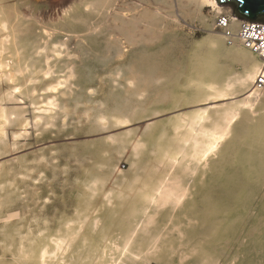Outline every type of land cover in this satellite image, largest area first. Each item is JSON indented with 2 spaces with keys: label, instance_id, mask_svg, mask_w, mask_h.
Masks as SVG:
<instances>
[{
  "label": "bare ground",
  "instance_id": "6f19581e",
  "mask_svg": "<svg viewBox=\"0 0 264 264\" xmlns=\"http://www.w3.org/2000/svg\"><path fill=\"white\" fill-rule=\"evenodd\" d=\"M33 1L27 0L29 4ZM3 2L0 0V153L8 146L7 129L25 119L24 112L21 115L18 109H8L3 104L17 93L27 95L31 105L42 99L44 106L37 108L42 113L34 118L67 116L68 100L59 94H66L74 85L76 66L70 67L65 82L53 75L62 57L76 56L73 45L96 43L108 33L112 41L109 47L116 48V56L130 61L124 87L126 93L134 96L139 69L144 70L137 64V57L149 51L136 45L145 37L143 30H149L148 40L155 44L147 62H154L160 70L172 68L166 65L168 61L179 62L171 30L183 29L189 16L202 19L208 36L189 55L187 74L181 71L169 76L170 88L165 87L167 78L157 75L151 82L161 86V99L151 98L148 105H141L148 116L178 111L162 126H149L150 135L145 137L151 136L152 143L147 144L158 150L159 164L165 169L146 174L136 169L123 188L113 184L109 190V177H122L115 176L114 165L99 176L87 172L79 181V204L74 217L63 218L57 228L51 227L47 218H35V227L29 225L24 230L19 224L10 226L17 215H0V232L7 241L0 238V264H153L163 257L168 264L178 257L182 264H196V259L184 260L201 252L207 258H215L232 247L238 248L237 255L251 251V239L245 248L237 244L240 232L254 213L250 205L255 193L264 192V85H258L259 77H264V59L245 47L238 37L241 22L232 9L219 6L216 0H77L78 16L73 19L77 26L85 23L84 15L93 10L109 24L72 31L66 28L71 15L59 8L48 17L59 23L53 28L36 21L42 25L36 28L35 42L33 32L31 37L25 36L29 29L21 27L22 19ZM206 7L216 12L217 28L206 22ZM222 15L229 20L218 26ZM27 21L29 28L35 23ZM123 40L131 50L125 52ZM181 68L184 70V64ZM40 91L44 94L36 96L35 92ZM142 91L138 95L146 90ZM85 115L91 119L88 111ZM112 117L118 124L127 119L123 113ZM94 119L105 128L111 121L103 114ZM116 140L112 138L111 142ZM143 146L144 140L135 144L134 150ZM240 168L247 169L246 175L252 173V182L244 175L230 173ZM3 175L5 178L8 173ZM200 181L199 187L195 182ZM6 182L0 183V213L12 202ZM96 198L101 202L99 208H93ZM112 214L115 219L118 217V223ZM262 215V211L256 214L250 223V237H264ZM15 239H20V243L16 244ZM13 249L18 252L9 263L8 252L14 253ZM241 261L249 264L246 257Z\"/></svg>",
  "mask_w": 264,
  "mask_h": 264
},
{
  "label": "rangeland",
  "instance_id": "374dc122",
  "mask_svg": "<svg viewBox=\"0 0 264 264\" xmlns=\"http://www.w3.org/2000/svg\"><path fill=\"white\" fill-rule=\"evenodd\" d=\"M32 3L29 4L27 0H4L3 2L9 11L14 12L22 19L20 22L21 27L29 29L24 35L29 34L30 36L31 31L33 32L32 41L35 42L37 41V37L34 36L37 31L36 28L37 26L40 28V25H42L36 21L45 22L46 26L49 25L53 28L59 23L49 20L48 17L50 13L59 8L71 15L66 28L72 29V31H81L92 25L106 27L109 24L105 22L102 14H98L93 10L90 14L84 15L85 23L77 26L76 22L73 21L78 16L77 0H34ZM219 6L232 9L229 5L219 4ZM29 13L36 16L37 20L35 17L31 18ZM232 14L234 15V13ZM26 15H28V18H26ZM203 16H205V20L209 22L210 26L214 25V28H217L216 18L218 16L211 7L203 9ZM30 19L35 23L29 28L27 20ZM143 32L146 38L141 39L136 45L141 49L151 51L152 47L155 46H153L154 43L148 40L150 39V34L147 36L149 30H143ZM171 32L174 34L172 39H175L174 48L179 51V62L175 60L173 62L168 61L166 65H171L172 68L167 67L160 70L159 66L153 64L154 62L151 65L147 62L149 51L138 56L137 64L144 70L139 69V81L136 85L139 89L137 88L134 96L126 93L124 87L125 80L128 77L127 64L130 61L125 60L124 57L116 56V48L109 47L111 46L109 43L112 41L107 33V37H103L104 40L96 43L87 41L83 42L81 46L73 45L77 50L76 56L62 57V61L55 68L56 72L53 77L59 78L58 81L65 82L70 67L76 66L77 76L72 79L74 85H71V89L75 92L67 89L66 94H59L61 99L68 100L67 108L69 112L65 118L61 115L54 116L51 119L34 118L42 113V110L37 109L44 106L40 103L42 99L36 100V104L31 105V99L27 95H20L19 93L16 94V97L9 98L7 102L3 103L8 109H18V113H21V115L24 112L22 116L25 118L24 122L22 119L16 126L7 129L8 146L4 152L5 154L0 153V183L7 181L6 185L10 190L8 196L12 197L11 204L2 209L3 212L0 215L4 218L9 215H17V217L11 219V227L19 224L20 227L26 230L29 225L35 227V218H47L50 220V226L57 228L56 226L63 218L74 217L79 204L77 195L79 181L83 180L87 172L99 176L106 171L108 173L111 165H114L115 176L122 177L121 179H115L110 176L107 183V189L109 190L113 187V184L123 188L124 184H128V180L135 174L136 169L141 174L155 171L160 173L161 170L165 169L163 165L159 164L158 150L152 149L147 144L152 143L150 141L151 136L147 139L145 137L150 135L148 133L150 131L147 130L149 126H154V128L162 126L165 121L176 116L178 111L148 116L147 109H142L141 105H148L151 98L161 99V95L158 93L161 86L151 82L157 75L165 76L168 81L169 76L181 71L187 74L190 62L189 55L195 53L198 44L204 42L208 36L205 24L198 16H189L187 25L183 29L177 31L175 29ZM62 34L66 35L64 32ZM122 43L125 52L131 50L132 47L127 41L123 40ZM195 61L192 60L191 62ZM34 63L40 64L39 61ZM182 64H184V70L181 68ZM64 87L62 86L63 89H65ZM165 87L170 88V81ZM142 90H146L145 93L138 95L143 92ZM161 92L164 93V90H161ZM35 93L36 96L44 94L43 91ZM76 101H79L78 106ZM224 102L227 101H220L219 103ZM56 110L61 112L60 109ZM87 111L91 115L90 120L86 118ZM121 113L126 114L127 119L125 123L118 124L112 116ZM101 114L106 115L111 120L106 128L100 127L95 122L94 117ZM255 121L253 124H255ZM112 138L117 140L111 142ZM142 140H144V146L140 147L139 151L134 150L135 144L141 143ZM118 147L119 151L117 150ZM43 157H45V161L42 160ZM245 171L247 169H232L230 173L232 175H244L245 178H250L252 182L254 178L252 173L249 172L246 175ZM4 173H8L5 178L3 177ZM195 184L200 187L202 181L195 182ZM95 201L93 208H99L101 205L100 199L96 198ZM250 206L253 208L250 211H254V213L250 214L251 220L248 215L249 220L243 231L240 232L241 238L237 245L245 248L251 239L253 242L250 245L251 251L247 253L244 250L241 255H237L238 248L232 247L223 252L221 256H215V258H207L205 253L201 252L199 255L190 256L184 261L196 259V264H205L206 262L208 264H244L241 260L246 257L249 264H264V237L256 236L255 239L250 237L248 231L256 214L262 211L264 217V192H256ZM128 208L124 207L125 210ZM112 216L114 220L116 215L112 214ZM117 218L115 219L116 223H118ZM2 225L3 223L0 221V227ZM35 232L38 233V227L35 228ZM115 232V234L123 235L120 231ZM262 233L264 234V231ZM1 235L0 232V238L5 243L6 240ZM15 241L16 244L20 243V239H15ZM11 242L13 243V239ZM1 252L2 249L0 248ZM17 252L18 250H15L14 253L8 252L7 259L9 263L14 261V255ZM176 257L177 255L173 256V258ZM182 263L178 257L172 264ZM153 264L168 263L165 262L163 257L162 260L154 261Z\"/></svg>",
  "mask_w": 264,
  "mask_h": 264
},
{
  "label": "built area",
  "instance_id": "2783aa9c",
  "mask_svg": "<svg viewBox=\"0 0 264 264\" xmlns=\"http://www.w3.org/2000/svg\"><path fill=\"white\" fill-rule=\"evenodd\" d=\"M227 17L222 15L218 19V26L221 24L226 25ZM240 20V19H239ZM241 26L238 31V37L244 43L245 47L250 49L253 53L261 55L264 59V23L263 22H250L246 20H240ZM230 31H227V34ZM258 85L262 87L264 85L263 75L258 79Z\"/></svg>",
  "mask_w": 264,
  "mask_h": 264
},
{
  "label": "water",
  "instance_id": "95a60500",
  "mask_svg": "<svg viewBox=\"0 0 264 264\" xmlns=\"http://www.w3.org/2000/svg\"><path fill=\"white\" fill-rule=\"evenodd\" d=\"M220 5L232 7L240 20L264 23V0H217Z\"/></svg>",
  "mask_w": 264,
  "mask_h": 264
}]
</instances>
